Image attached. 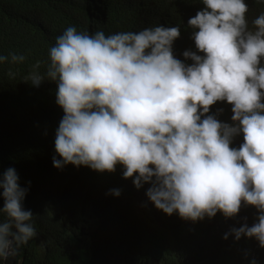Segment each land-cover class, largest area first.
Here are the masks:
<instances>
[{
  "label": "trees",
  "instance_id": "obj_1",
  "mask_svg": "<svg viewBox=\"0 0 264 264\" xmlns=\"http://www.w3.org/2000/svg\"><path fill=\"white\" fill-rule=\"evenodd\" d=\"M197 1L203 7L195 8L196 0H115L110 24L96 38L86 0H0V264H264V250L254 257L252 245L231 233L233 207L198 198L200 174L193 171L203 172L208 154L238 157L264 182V0H252L260 7L230 29L237 77L246 80L248 133L230 116L189 122L177 107L142 108L129 96L135 117L120 125L105 115L142 78L122 54L134 25L156 27L163 10L197 35L216 36L226 12ZM143 3L155 13L141 12ZM207 20L211 27L200 24ZM77 167L83 187L70 183ZM140 188L182 196L180 240L159 226V217L136 221L125 206L114 215L102 205V191L132 197ZM94 204L99 208L89 217ZM115 218L128 228L133 221L138 238L124 236Z\"/></svg>",
  "mask_w": 264,
  "mask_h": 264
},
{
  "label": "clouds",
  "instance_id": "obj_2",
  "mask_svg": "<svg viewBox=\"0 0 264 264\" xmlns=\"http://www.w3.org/2000/svg\"><path fill=\"white\" fill-rule=\"evenodd\" d=\"M114 2L115 0H86V10L92 21L90 29L96 38L98 30L104 31L110 24L109 14ZM209 2L212 11H224L227 14L214 37L197 35L191 26L183 28L176 18L163 10L156 14L159 20L156 27L136 24L125 33L132 45L126 47L123 41L122 54L129 58V64L133 69L141 72L142 78L133 80L131 93L126 90L122 92L119 109L113 114L105 112L114 105L116 90L109 94L103 106L109 120L123 125L129 115L134 117L137 115L136 108L130 105L129 96L136 106L142 108L151 104L177 107L180 114L189 122H196L202 114L230 116L234 118V126L241 128L240 132L248 133L250 124L244 101L246 89L243 87L246 80L243 76L241 84L237 77L235 42L230 29L241 23L248 10H256L260 6L254 4L252 0ZM198 7L203 5L196 0L195 8ZM138 8L141 12L155 13V10L146 3ZM192 20L197 22L195 18ZM217 20L219 17H216L215 21ZM200 24L205 27L212 26L210 20ZM252 92L257 98L263 99L259 93ZM148 165L154 169L150 160ZM77 169L78 173L71 175L70 183L83 187L84 171L82 168ZM193 171L200 174L197 186L202 195L199 196L197 191L196 197L206 198L218 206L225 204L232 206L238 214V219L233 223L234 226L230 227L233 229L231 233L246 245L250 243L256 257L264 250V182L245 159L238 157L208 154L204 160L203 172L197 168ZM248 182L254 186L251 192L244 190L243 184ZM176 199H180L179 203ZM101 202L114 215L120 213L121 208L125 206L136 221L138 217L152 216L149 203H153L152 206L157 211L160 206L163 214L158 215L159 226L175 240L181 239L183 229L180 226L184 225L186 220V204L182 196L174 192L166 189L156 191L140 188L133 190L131 197L127 193L110 189L102 191ZM91 207L87 213L89 217L96 214L99 205L94 204ZM163 216L172 217L173 220L162 221ZM113 226L133 240L139 236L138 228L133 221L131 228H128L115 218ZM106 231L108 232L104 229L101 233L105 234ZM223 233L224 230L216 232L215 235ZM226 246L235 248L236 244L230 242Z\"/></svg>",
  "mask_w": 264,
  "mask_h": 264
},
{
  "label": "rangeland",
  "instance_id": "obj_3",
  "mask_svg": "<svg viewBox=\"0 0 264 264\" xmlns=\"http://www.w3.org/2000/svg\"><path fill=\"white\" fill-rule=\"evenodd\" d=\"M243 185H245L244 186V190L246 191V192H251V191H253L254 190V186H253V184L252 183H250V182H248V183H244ZM177 200V202L180 200V199H176ZM179 203V202H178ZM150 205L148 206L149 207V210H150V212H151V214H152V217H158V215H162L163 214V212H162V210H161V207L159 206V210L157 211V209H155V207L154 206H152V204L153 203H149ZM141 208V207H140ZM139 208V212H141V209ZM92 211L91 212H93V207H91L90 208ZM22 210H23V208H22ZM158 219V218H157ZM14 224H16V222H13ZM16 226H17V228L19 227V224H16ZM11 243H12V239L11 238H8L7 240H6V243H5V253L6 254H9V252H10V250H11ZM4 262H5V258H4V260H3ZM9 263H11V261L9 262ZM6 264H8V260H6Z\"/></svg>",
  "mask_w": 264,
  "mask_h": 264
}]
</instances>
